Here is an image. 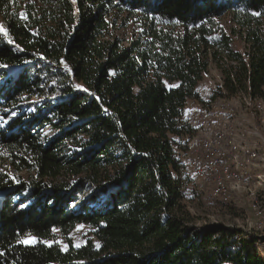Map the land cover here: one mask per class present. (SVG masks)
Wrapping results in <instances>:
<instances>
[{"label": "trees", "instance_id": "16d2710c", "mask_svg": "<svg viewBox=\"0 0 264 264\" xmlns=\"http://www.w3.org/2000/svg\"><path fill=\"white\" fill-rule=\"evenodd\" d=\"M0 19V264H264L194 226L181 157L212 64L211 101H264V0H0Z\"/></svg>", "mask_w": 264, "mask_h": 264}, {"label": "rangeland", "instance_id": "374dc122", "mask_svg": "<svg viewBox=\"0 0 264 264\" xmlns=\"http://www.w3.org/2000/svg\"><path fill=\"white\" fill-rule=\"evenodd\" d=\"M227 21L224 20V24H227ZM235 48L244 52L245 45L243 41H238ZM221 84V73L212 64L197 88L203 104L189 102L186 110L191 121H195L196 115L194 112L200 108L202 109V114L211 109L220 112L226 111L232 130L239 134L237 136L238 142L244 144L245 149L250 147L252 153L256 155V157L252 158L253 160L249 163L246 160L244 164V171L248 173V180L246 181L249 185L248 187L242 186L238 190L232 191L230 198L224 199L219 197V195L217 196L213 185L196 180L189 167L187 171L190 179L192 177L196 180L192 179L194 183L191 191H195L194 193L196 194L193 193V200L189 201V210L195 217L193 224L199 230L222 225L230 230L238 231V236L234 238L235 243L232 249L239 246L242 241H246L251 243L252 248L264 257V107L261 112H257L255 109L260 106L261 102L250 104L249 101L244 100L243 96H237L232 99L219 98L211 101V95ZM39 101L24 102L22 107L29 111H34V105L38 104ZM262 103L264 106V101ZM2 124L3 121L0 118V128ZM193 127L197 129L198 133L191 142L189 153L184 154V158L181 156L188 166L192 160L195 146L205 134V131L199 126ZM40 134L42 138H52L53 136V132L49 128L41 129ZM1 172L9 176L12 175L8 164L4 160L0 161ZM71 208L81 210L78 204L71 205ZM88 235V229L79 226L73 233L75 246L84 244Z\"/></svg>", "mask_w": 264, "mask_h": 264}, {"label": "bare ground", "instance_id": "6f19581e", "mask_svg": "<svg viewBox=\"0 0 264 264\" xmlns=\"http://www.w3.org/2000/svg\"><path fill=\"white\" fill-rule=\"evenodd\" d=\"M243 98L249 101L250 104L253 103L245 96ZM263 107L261 102L260 106L255 110L261 112ZM194 114L196 115L195 121H191L185 109V120L192 127L199 126L205 131V134L195 146L190 165L188 166L183 159L182 162L187 165L188 169L190 167L196 180L213 185L217 196L228 199L232 191L238 190L242 186L248 187L249 184L246 181L248 180V173L244 171V164L246 160L249 163L256 155L252 153L250 147L245 149L244 144L238 142L237 136L239 134L232 130L226 111L220 112L211 109L202 114V109L200 108ZM191 142L189 144L190 147L192 145ZM224 157H226L228 162L227 167H225V163L218 162ZM186 190H184V195H187Z\"/></svg>", "mask_w": 264, "mask_h": 264}, {"label": "snow or ice", "instance_id": "6c2138e0", "mask_svg": "<svg viewBox=\"0 0 264 264\" xmlns=\"http://www.w3.org/2000/svg\"><path fill=\"white\" fill-rule=\"evenodd\" d=\"M75 2H76V0H73V3H75ZM253 14L256 15V13H253ZM22 18L26 19V17H24V16H22ZM0 33H2L4 36H7L8 35L7 30L2 25H0ZM8 43L11 44L13 42L11 40H9ZM0 67H4V65H0ZM82 90L85 91V92L88 91L87 89H82ZM12 179H13L14 182H17L18 183V181L15 180V177H12ZM37 242L38 241L35 238H31V237L25 238V239H22V240L19 241V243L24 244L26 246L27 245H34ZM45 243H48V242H45ZM49 246H50V244H49ZM76 246L79 247V245H76ZM66 247L67 246H65V248ZM97 247H99V245H97Z\"/></svg>", "mask_w": 264, "mask_h": 264}, {"label": "built area", "instance_id": "2783aa9c", "mask_svg": "<svg viewBox=\"0 0 264 264\" xmlns=\"http://www.w3.org/2000/svg\"><path fill=\"white\" fill-rule=\"evenodd\" d=\"M218 162H223V163H225V167H227V165H228V162L226 161V157H224V158H222L220 161H218ZM214 167H215V165H214Z\"/></svg>", "mask_w": 264, "mask_h": 264}]
</instances>
